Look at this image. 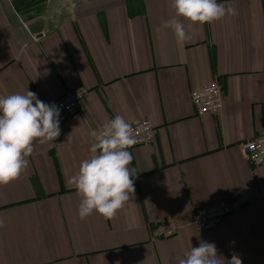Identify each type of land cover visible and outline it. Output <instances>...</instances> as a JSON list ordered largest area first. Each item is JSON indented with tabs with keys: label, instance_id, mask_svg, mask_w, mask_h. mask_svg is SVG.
<instances>
[{
	"label": "crops",
	"instance_id": "1",
	"mask_svg": "<svg viewBox=\"0 0 264 264\" xmlns=\"http://www.w3.org/2000/svg\"><path fill=\"white\" fill-rule=\"evenodd\" d=\"M172 0H0V96L45 103L77 86L80 110L52 142L35 144L18 179L0 186V264H177L200 241L242 264H264V163L242 145L264 121V0H217L236 15L191 24L179 42L162 21ZM218 81L223 106L198 114L190 93ZM121 115L147 118L149 145L129 148L133 197L105 220L78 216L70 178L91 133ZM249 193L219 227L193 224L198 207ZM181 228L160 236L165 221Z\"/></svg>",
	"mask_w": 264,
	"mask_h": 264
},
{
	"label": "clouds",
	"instance_id": "2",
	"mask_svg": "<svg viewBox=\"0 0 264 264\" xmlns=\"http://www.w3.org/2000/svg\"><path fill=\"white\" fill-rule=\"evenodd\" d=\"M175 16L162 21V27L171 29L179 42L189 34L178 17L191 24L213 23L225 16L236 15V9L217 0H172ZM60 109L55 104L40 100L35 92L13 93L0 96V186L20 177L28 167V157L35 144L55 141L61 135ZM93 143L90 156L80 162L78 171L70 178L80 197L78 216L85 220L93 211L105 220L113 219L135 193L133 156L129 148L137 139L130 124L116 115L97 133H91ZM5 222L0 219V228ZM177 264H242L238 254L231 258L219 254L214 243L200 241L191 247Z\"/></svg>",
	"mask_w": 264,
	"mask_h": 264
},
{
	"label": "built area",
	"instance_id": "3",
	"mask_svg": "<svg viewBox=\"0 0 264 264\" xmlns=\"http://www.w3.org/2000/svg\"><path fill=\"white\" fill-rule=\"evenodd\" d=\"M89 93L85 86H77L67 90L62 96L47 104H55L60 109V125L73 115L77 114L81 107V102ZM191 101L198 114L218 113L223 106L222 87L218 81H212L200 89H195L191 93ZM137 139L134 146L149 145L154 141L156 129L149 119L144 118L129 123ZM99 133V131L97 132ZM242 145L244 154L251 164L261 165L264 163V121L261 130L251 139ZM131 147V148H132ZM250 194L246 193L235 197L232 200L220 201L209 205L198 207L193 213V224L202 232L213 230L220 226L223 219L246 205L250 200ZM181 227L173 220L164 222L160 236H171L177 233Z\"/></svg>",
	"mask_w": 264,
	"mask_h": 264
}]
</instances>
